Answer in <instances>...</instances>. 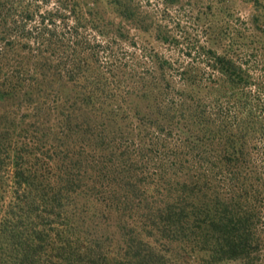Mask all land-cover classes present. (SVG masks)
<instances>
[{
	"label": "trees",
	"instance_id": "obj_1",
	"mask_svg": "<svg viewBox=\"0 0 264 264\" xmlns=\"http://www.w3.org/2000/svg\"><path fill=\"white\" fill-rule=\"evenodd\" d=\"M172 32L134 0H0V264H264V106L223 31L187 64Z\"/></svg>",
	"mask_w": 264,
	"mask_h": 264
},
{
	"label": "rangeland",
	"instance_id": "obj_2",
	"mask_svg": "<svg viewBox=\"0 0 264 264\" xmlns=\"http://www.w3.org/2000/svg\"><path fill=\"white\" fill-rule=\"evenodd\" d=\"M134 1L142 10L155 13L156 18L168 25L178 38V41L171 43L151 40L161 53L175 63L187 64L204 59V56L199 55L197 51L201 44L210 45L208 33L210 26H215L219 32L223 31L221 38L223 47H231V54L238 62L244 64V70L250 75L252 84L244 92L248 94L250 103H253L251 106L256 107L257 103L264 106V0L258 2L257 0H236V6H233L232 11L227 12L228 16L224 14L215 21L206 11H210V5H219V0H180L172 9H169L167 15L163 5L160 4L162 0ZM216 9L215 7L214 11H217ZM256 17L259 19L258 23L255 20ZM126 26L130 29L131 35L139 31L136 25L130 22L126 23ZM88 33L94 34L92 30ZM137 37L139 38L138 35ZM103 40L106 42L105 39ZM139 42L141 43V40ZM140 43L134 46L129 40L122 42L128 50L141 47ZM190 51L192 54H189ZM248 90L252 93H248Z\"/></svg>",
	"mask_w": 264,
	"mask_h": 264
}]
</instances>
